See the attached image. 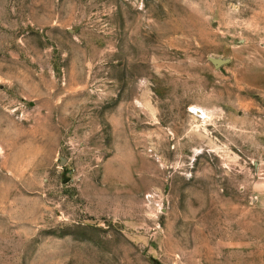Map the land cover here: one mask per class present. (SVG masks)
Wrapping results in <instances>:
<instances>
[{"label":"rangeland","instance_id":"obj_1","mask_svg":"<svg viewBox=\"0 0 264 264\" xmlns=\"http://www.w3.org/2000/svg\"><path fill=\"white\" fill-rule=\"evenodd\" d=\"M0 264H264V0H0Z\"/></svg>","mask_w":264,"mask_h":264},{"label":"water","instance_id":"obj_2","mask_svg":"<svg viewBox=\"0 0 264 264\" xmlns=\"http://www.w3.org/2000/svg\"><path fill=\"white\" fill-rule=\"evenodd\" d=\"M212 62L214 63L215 66L220 67L221 65H224V64L228 63L229 59L212 58Z\"/></svg>","mask_w":264,"mask_h":264},{"label":"bare ground","instance_id":"obj_3","mask_svg":"<svg viewBox=\"0 0 264 264\" xmlns=\"http://www.w3.org/2000/svg\"><path fill=\"white\" fill-rule=\"evenodd\" d=\"M191 110V112H193V113H201V110H199V109H196V108H192V109H190ZM201 117H203V116H201ZM209 116L207 115V114H205L204 115V118L206 119V118H208Z\"/></svg>","mask_w":264,"mask_h":264}]
</instances>
